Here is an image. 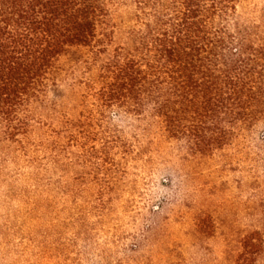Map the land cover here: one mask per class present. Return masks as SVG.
<instances>
[{
	"label": "trees",
	"instance_id": "obj_1",
	"mask_svg": "<svg viewBox=\"0 0 264 264\" xmlns=\"http://www.w3.org/2000/svg\"><path fill=\"white\" fill-rule=\"evenodd\" d=\"M242 1L0 0V148L35 186L52 170L107 194L91 169L135 152L117 118L194 156L230 147L264 122V24L242 21ZM240 245L236 264L264 253L258 231Z\"/></svg>",
	"mask_w": 264,
	"mask_h": 264
},
{
	"label": "rangeland",
	"instance_id": "obj_2",
	"mask_svg": "<svg viewBox=\"0 0 264 264\" xmlns=\"http://www.w3.org/2000/svg\"><path fill=\"white\" fill-rule=\"evenodd\" d=\"M131 12L112 18L123 25ZM240 17L264 24V0L242 1ZM115 123L135 152L91 169L114 184L107 194L52 170L35 186L0 148V264H236L242 237H264V122L209 157L156 127Z\"/></svg>",
	"mask_w": 264,
	"mask_h": 264
}]
</instances>
